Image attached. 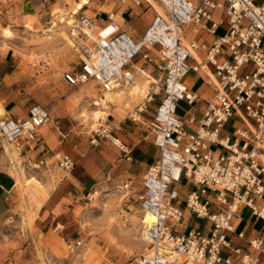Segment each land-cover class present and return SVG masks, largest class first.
Returning a JSON list of instances; mask_svg holds the SVG:
<instances>
[{
    "label": "built area",
    "instance_id": "2783aa9c",
    "mask_svg": "<svg viewBox=\"0 0 264 264\" xmlns=\"http://www.w3.org/2000/svg\"><path fill=\"white\" fill-rule=\"evenodd\" d=\"M128 1L152 7L151 0ZM118 2L120 11L126 3ZM158 2L161 13L155 11L139 40L119 29L111 13L104 24L83 9L73 15L79 61L62 74L70 87L93 81L100 92L131 85L139 74L151 80L130 121L141 123L148 105L158 101L148 122L156 155L138 181L120 186L141 214L153 218L143 226L147 252L135 264H264V0ZM223 17L227 28L217 36ZM189 72H202L208 80L212 75L214 93L191 91L184 82ZM180 102L202 104L199 117L187 111L179 118ZM231 120L239 125L227 131ZM49 121L48 109L33 104L23 119L0 120V139L34 148ZM102 140L132 162L129 148L100 123L90 144ZM54 157L64 173L73 170L69 156ZM181 186L194 190L182 194ZM243 209L262 223L257 232L233 228ZM190 217L207 227H183Z\"/></svg>",
    "mask_w": 264,
    "mask_h": 264
},
{
    "label": "rangeland",
    "instance_id": "374dc122",
    "mask_svg": "<svg viewBox=\"0 0 264 264\" xmlns=\"http://www.w3.org/2000/svg\"><path fill=\"white\" fill-rule=\"evenodd\" d=\"M22 1L0 0V119L7 118L4 106L10 101L27 100L46 108L63 106L67 118L56 120L60 122L58 125L52 120L46 125L52 126V130L54 127L72 129L75 133L71 135L77 143H82L84 149L93 148L90 137L97 124L103 120L107 126L106 117L112 109L120 116L130 110L131 115L143 102L149 86L141 98H135L137 102L131 100L127 109L109 104L93 106L102 95L95 82L70 87L62 79L64 71L79 61L75 47L64 42L61 33L69 37L71 27L63 20L71 24L72 8L80 0H31L37 10V15L31 17L23 16ZM125 5L132 6L130 2ZM86 14L93 16L90 12ZM222 21L216 31L219 36L227 28L226 17ZM192 75L188 74L186 83L190 90H196L199 84ZM144 79L140 74L135 76L134 87H143ZM124 90L129 94L133 88ZM70 94H74L72 101L65 102ZM179 107L186 109L183 102ZM94 113L101 120L94 121ZM182 113L179 109L178 114ZM238 125L231 120L226 130L231 131ZM39 133L45 136V126ZM141 133L145 135L147 131ZM36 152L28 151L27 147L17 149L0 139V169L14 177L9 212L0 222V264H135L147 252L141 236V212L132 199L123 196L121 183L110 184L105 180L91 196L86 194L78 202H65L60 186L70 173L57 167L54 155H70L44 151L42 156L43 152ZM147 154V159L154 158L155 148ZM120 173L118 169L117 174ZM249 215L250 211L243 209L240 217L245 221ZM261 225L256 223L255 229Z\"/></svg>",
    "mask_w": 264,
    "mask_h": 264
},
{
    "label": "crops",
    "instance_id": "0c3cea01",
    "mask_svg": "<svg viewBox=\"0 0 264 264\" xmlns=\"http://www.w3.org/2000/svg\"><path fill=\"white\" fill-rule=\"evenodd\" d=\"M118 1L119 0H89L90 3L88 2L87 6L85 5V7L82 9L86 13L90 12V14L93 15L92 17H95V20L98 24H104L106 20V14H113V20L117 24L118 28L131 34L133 38H135L134 40H139L144 35L147 27L154 19L155 11L152 9V7H147V5H132L130 6L128 13L123 15L121 14L122 9L120 11L118 10ZM156 2L159 4L158 0H155L153 3L154 9H156L157 12H160V9L155 4ZM98 8H103V11H99ZM20 10L25 17L37 15L36 5L31 0H23L20 4ZM202 36L208 41L210 40V37H208L206 33H202ZM188 74H193L192 77L194 81L199 84L198 89L191 91L196 92L202 97H209L214 93V81L211 79L208 80L204 73L189 72ZM188 74L184 79V82L187 86L188 84L186 83V80L188 78ZM150 81L144 79L143 83L144 86H146V91ZM72 95L74 94L67 96L65 98V102L67 100L72 101ZM157 103L158 101L149 104L148 108L141 115L142 126L138 124L136 126V123L130 121V110L120 116L117 115L115 111H113L114 109H112L109 111L111 114L106 117V121L108 122L107 127L111 130L112 135L129 148L130 157L132 158L131 163L126 162L120 156L119 152H117L116 149L106 140H102L96 147L84 149L82 143H77L76 140H74L71 132L75 133V131L72 129L67 131L60 130L58 127H54L55 129L52 130V126L48 127L46 124L44 125L45 136L39 133L41 141L34 148L32 146L30 149L27 147L28 151L35 150L38 153L43 152L41 154L42 156H44V151L45 154H48V152L55 154L58 151H62L70 155V159L74 163V168L70 172L68 178H66V180L60 186V189L63 190L62 194H64H61V197H63L65 202H72L75 200L78 202L79 200L86 198V194L91 196L92 192L95 191L98 185L103 183L105 180L110 184L127 182L130 179L136 181L142 177L146 168L152 163L154 159L146 158L148 155L147 152L154 148L152 145V136L150 134L149 128L147 127L150 117L156 109ZM32 105L33 104L29 103L27 100L20 102L10 101L4 106V112L7 115V118L23 119L27 116ZM202 106V104H197L193 107H188L186 105V109L179 108L183 111V113L178 114L177 111V116L184 120L186 112L190 111V114H194L196 117H199L197 110L202 108ZM47 109L50 115V120H52L53 124L56 123L58 125L60 122H55L56 120H62L61 118H67L68 116L63 109V106H53L48 107ZM184 127L188 131L191 130L186 125ZM145 131H147V134L143 135L141 132ZM118 169H121L122 173L117 174ZM13 186L14 177L9 172L0 169V222L4 220L6 214L9 212ZM180 190L182 194H187L188 192L193 191L194 187L181 186ZM59 205L62 206L61 203H59ZM183 223V227H186L187 229L193 226L196 228L207 227V224L204 220H198L194 217L185 218ZM256 223H258V221L251 218L250 215L245 221L239 217L235 219L233 228L236 230V232L245 230L247 234H249L252 231L257 232L259 230L255 229ZM177 264H180L179 261Z\"/></svg>",
    "mask_w": 264,
    "mask_h": 264
},
{
    "label": "bare ground",
    "instance_id": "6f19581e",
    "mask_svg": "<svg viewBox=\"0 0 264 264\" xmlns=\"http://www.w3.org/2000/svg\"><path fill=\"white\" fill-rule=\"evenodd\" d=\"M124 1H125V3H129L128 0H124ZM150 2H151V5H152V9L154 11H156V9H154V6H153L154 1H150ZM87 4H88V1L87 0H80V1L76 2L74 4V7L72 8L71 15H70L69 19L73 15H75L76 13H78L80 10H82V8L85 5H87ZM125 8H126V5L122 8V10L125 9ZM159 9H160V12H158V13H161V7L160 6H159ZM67 22L69 23V21H67ZM67 22H64V20H63V23H65L66 26L71 27L72 22H71V24L69 23V25H68ZM61 34H62V37H63L64 42H67L68 44L71 43V48H74L75 47V43H73V42H75V41L73 40V35L71 34V31L69 33V37L67 36L68 34L66 35L65 32H62ZM210 79L214 81V78L212 77V75H210ZM145 80H148V79H145ZM214 83H215V81H214ZM135 84H136V80L134 78V81H133V83L131 85H125V86L119 85L118 87H116L115 89H113V90H111L109 92H101L102 95L99 96L98 99L92 103V105L93 106H96V107H100V106L107 107V105L109 104L111 106L117 105V106H119V108L123 107V108H126L127 109V108H129V103H131L133 100H135V98H138V99L141 98L142 94H144V92L146 91V89L144 90L143 87H134ZM124 88H133V90H132V92H130L129 94H127L125 92ZM100 114H102V113H100ZM84 117L86 119H88V115L87 114H84ZM93 120L96 121V122H98L101 119H99V117H97V113H94ZM99 124L100 123H98L97 126ZM1 140H3V139H1ZM4 141H6V140H4ZM6 142H8V141H6ZM9 143H11V142H9ZM13 145H15V144H13ZM17 149H21V148L20 147H17ZM140 220H141V236H142V239H143V226H146L147 224L152 223L153 218L148 213L147 214H140ZM143 241H144V239H143ZM146 251H147V244H146Z\"/></svg>",
    "mask_w": 264,
    "mask_h": 264
}]
</instances>
